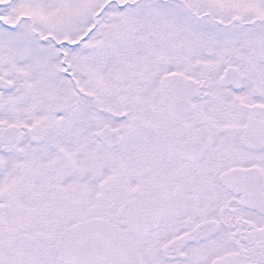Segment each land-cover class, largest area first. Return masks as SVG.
I'll use <instances>...</instances> for the list:
<instances>
[{"label":"snow or ice","instance_id":"6c2138e0","mask_svg":"<svg viewBox=\"0 0 264 264\" xmlns=\"http://www.w3.org/2000/svg\"><path fill=\"white\" fill-rule=\"evenodd\" d=\"M0 264H264V0H0Z\"/></svg>","mask_w":264,"mask_h":264}]
</instances>
